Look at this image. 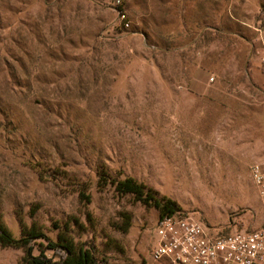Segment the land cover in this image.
I'll use <instances>...</instances> for the list:
<instances>
[{
	"label": "rangeland",
	"instance_id": "1",
	"mask_svg": "<svg viewBox=\"0 0 264 264\" xmlns=\"http://www.w3.org/2000/svg\"><path fill=\"white\" fill-rule=\"evenodd\" d=\"M118 1L0 0V223L56 239L70 222L104 264H160L158 210L106 174L214 231L260 227L264 0Z\"/></svg>",
	"mask_w": 264,
	"mask_h": 264
},
{
	"label": "built area",
	"instance_id": "2",
	"mask_svg": "<svg viewBox=\"0 0 264 264\" xmlns=\"http://www.w3.org/2000/svg\"><path fill=\"white\" fill-rule=\"evenodd\" d=\"M251 178L264 207V162L252 167ZM150 257L160 264H264V216L258 228L222 233L182 211L167 215L158 221Z\"/></svg>",
	"mask_w": 264,
	"mask_h": 264
},
{
	"label": "trees",
	"instance_id": "3",
	"mask_svg": "<svg viewBox=\"0 0 264 264\" xmlns=\"http://www.w3.org/2000/svg\"><path fill=\"white\" fill-rule=\"evenodd\" d=\"M100 186H111L120 196H133L136 202L147 207H154L159 212V219L182 211L178 203L159 195L144 183L132 177L125 179L111 178L101 174ZM90 202V196L81 193ZM124 231L131 227V218L126 220ZM59 232L56 239L47 236L36 225L24 227L20 238H16L10 229L0 223V249L12 247L23 250L19 264H104L97 246L91 242L77 241L72 235V226L66 223L63 228L57 227ZM230 233V232H226Z\"/></svg>",
	"mask_w": 264,
	"mask_h": 264
}]
</instances>
